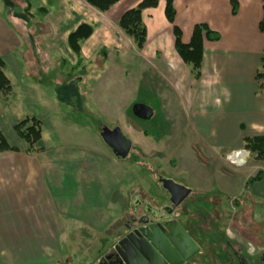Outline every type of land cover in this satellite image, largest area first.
Instances as JSON below:
<instances>
[{
	"label": "crops",
	"instance_id": "obj_1",
	"mask_svg": "<svg viewBox=\"0 0 264 264\" xmlns=\"http://www.w3.org/2000/svg\"><path fill=\"white\" fill-rule=\"evenodd\" d=\"M57 1L67 5V0ZM141 1L120 0L105 13L87 6L86 14L97 18V21H92L79 8L70 15L64 9H54L56 0H36L47 10L46 19H42L43 32L37 40L30 39L27 27L14 19L0 1V59L4 63L3 73L11 85V95L7 99L0 96V133L10 146L17 149V152L0 153V264H58L60 261L68 264L72 262L70 253L75 256L81 254L84 247L80 241L84 238L89 239L85 247L87 255L88 251L98 250L95 243L100 241L102 244L98 237L108 234L112 229H108L109 226L114 224L112 212H109L113 205L117 204L121 210L115 217V223L128 215L126 197L120 193L117 202L115 196H111L131 183L132 177L127 182L131 172H127L124 166L128 162L127 157L116 158L101 141L95 124L78 119L84 118L86 109L83 108L86 92L80 90L79 83L88 75L83 73L78 79L65 78L63 83V78L56 77L48 88L42 83L41 73L51 65L50 56L59 52L62 64L70 60V65L76 66L77 58L68 48L67 37L80 24L90 26L92 35L81 44L82 62L77 70L84 66L92 72L94 60L99 58L102 64L109 57L117 62L127 58L122 43L108 41L104 31L111 24L118 29L117 22L122 14ZM229 2L174 0L175 25L181 31L183 43L189 42L193 26L199 23L206 24L220 35L217 42L204 41L201 76L197 81L184 68L186 65L174 50L172 28L163 15V1L155 9L142 12V21L147 29L146 42L141 50L133 47L139 61L145 64L140 69V86L144 90L153 89L151 82H162L163 85L155 89L161 90L163 96L160 98H167L168 90L181 94V91L189 90L187 86L202 85V98H211L215 105L220 106L217 111L220 115L213 124H224L227 118L228 123L239 130L243 142L249 136L245 134L247 127L258 131L254 136H264V87L255 80L261 69L264 50V35L258 31L264 0H236L235 16L231 15ZM101 49L106 52L104 59L98 56ZM148 72L156 74L158 80L150 79ZM185 80L188 81L186 87ZM167 101L172 105L171 100ZM171 105H168L169 109ZM222 105L232 108L223 111L225 107ZM163 110L160 108V113ZM27 117L36 118L41 123V140L36 146L39 150L33 154L26 153L27 145L16 137L12 129L15 123ZM163 122H167L165 127L168 128L164 135L169 140L168 144L173 146L171 149L166 147V151L173 153L174 161L189 182L198 190L207 192L205 186L214 173L222 172L220 163L209 168L197 158L182 156L179 152L180 135L169 130L175 128L174 117L168 121L164 118ZM138 132L132 130L128 134L141 137L135 145H142L147 136L142 130ZM102 155L105 167L101 165ZM208 158L206 156V162L214 160V157ZM112 169L114 171L110 172ZM101 170L102 174L106 171L105 177L112 180L109 187H104L107 195L102 200L100 193L104 176ZM263 180L264 174L260 181L254 183L258 186L254 192L260 198H264ZM86 185L90 188L87 196ZM132 195H129V210L133 209ZM77 224L87 225L89 233H85L86 229L75 230ZM76 234L78 245L75 252L65 255L67 251H63V246L66 244L67 247L70 236ZM102 248L105 251L106 244Z\"/></svg>",
	"mask_w": 264,
	"mask_h": 264
},
{
	"label": "rangeland",
	"instance_id": "obj_2",
	"mask_svg": "<svg viewBox=\"0 0 264 264\" xmlns=\"http://www.w3.org/2000/svg\"><path fill=\"white\" fill-rule=\"evenodd\" d=\"M10 1L16 6V11L20 12L22 3L19 0ZM38 5L44 8L43 5ZM0 7H2L1 3ZM53 7L55 10L64 9L70 15L75 14L77 8L83 12L85 9L87 10V5L81 0H67V5L65 2L56 0ZM85 15L88 19L97 21V18L86 14V12ZM39 16L32 21L39 22ZM45 19L46 17H44ZM30 23L31 21L27 20L29 27ZM109 26V29L104 31L106 38L112 43H122L126 48L127 58L117 62L108 56L109 58L104 64L99 58L94 60L91 66L92 72H89L86 66L84 69L79 68L72 71L74 66L70 65V60L66 59L67 63L62 64L58 56V54L61 55L59 52L50 56L51 65L41 75L43 85L50 88L49 85L54 82L56 77L63 78L61 79L63 83L65 78L78 79L79 76H83V73L87 74L88 77L85 81L83 79L79 83L80 90L83 93L86 92L84 95L86 103H83V108H86L83 114L84 118L79 117V121H90L89 123L95 124V129L98 131L102 126L108 129L118 127L122 135L130 141L131 149L127 156L128 162L123 165L127 168V172H131L127 179L128 182L132 177L131 183L118 189V193L111 194V196H115L117 202L121 195L126 197L125 205L128 215L131 212L129 210V195L135 191H138L141 197L153 206L159 207L164 202L166 203L164 197L166 192L158 184V177L169 178L191 190L183 204L186 217L183 216L179 221L198 244L200 252L186 264H241V262L243 264H264L262 261L264 255V198L256 196L254 191L258 188L257 184H246V181L253 178L257 172L262 171L264 174V161L255 159L253 155L243 149L244 144L239 130L233 128L227 118L224 124H213L214 119L220 115L217 112L220 106L215 105L211 98H202L204 92L202 85L189 87L187 83L190 78H188V81L185 80V87L187 86L186 89H189L187 92L183 90L179 94L168 90L167 98L165 96V98H160L163 96L161 90L155 89L163 85L162 82H156V84L151 82L153 89L144 90L140 86L142 82L140 69L145 67L144 62L139 61L135 55L131 41L114 24ZM184 68L189 71L187 66ZM148 77L158 80L156 74L151 72H148ZM37 78L39 79L40 76ZM260 84L263 86L262 82ZM241 86H243V90L246 89L244 82ZM167 99L172 101V105ZM136 103L144 104L152 109L153 116L150 120L141 121L132 117L130 108ZM168 105H171V109L168 108ZM221 107H225L223 111L232 108L228 109L226 105ZM160 108L164 109L161 113ZM168 111L174 115L172 116ZM215 112L217 113L214 114ZM173 117L175 128L169 130L180 135V154L197 158L203 162L202 165L206 164L209 168H213V164L219 163L220 168L222 167V172H215L205 186L206 188L204 187L208 189L207 192L198 190L189 182L187 176L178 168L176 160L174 161L173 153L165 149L166 147L171 149L173 146L168 144L169 140L164 135L168 128L165 127L167 122H163V120L167 118L168 121ZM212 117H214L213 120ZM132 130L138 134L140 130L146 133L147 137L142 145H135V143H139L141 137L129 135L128 133ZM257 132L248 127L245 130V134L250 137L257 135ZM235 152L245 153L243 164H233L229 159L230 155ZM206 156L210 159L214 157L212 163L206 162ZM100 161H102V167H105L106 162L103 155ZM215 169L219 170V168ZM109 171L112 172L114 169ZM105 173L106 171L102 174L101 170V175L104 176L101 183V200L107 195L104 187H109L112 181L110 177H105ZM261 189L263 188L261 187ZM89 190V186L86 185L85 196L88 195ZM87 210L88 205L86 206ZM120 211L117 204L109 210L112 212L114 224L109 226L108 229L111 227L112 229L108 234H101V237L100 234L98 235L99 240L102 239V244L96 240L95 244L99 247L98 250H91L90 253L88 251L87 255L85 247L89 239L84 238L80 241L81 247H84L81 248V254L75 256L70 253L69 259L72 262L68 264L99 263L100 257L105 253L102 245L106 244L108 247L113 243L116 239L113 235L114 231L123 232L122 226L128 215L115 223L117 220L115 217L120 215ZM87 227L82 224L74 226L75 230H79V232ZM85 233L88 234L89 231L86 229ZM78 234L71 235L68 246L66 247V244L63 246V251H67L64 252L65 255L72 251L75 252L76 245H78L76 239ZM60 262L58 264H62L64 261Z\"/></svg>",
	"mask_w": 264,
	"mask_h": 264
},
{
	"label": "trees",
	"instance_id": "obj_3",
	"mask_svg": "<svg viewBox=\"0 0 264 264\" xmlns=\"http://www.w3.org/2000/svg\"><path fill=\"white\" fill-rule=\"evenodd\" d=\"M3 5L10 11L14 19L21 21L29 30L28 36L31 40H37L41 30L44 27L42 19L47 14V10L39 6L34 0H19L22 3L21 11H16V6L10 0H0ZM84 4L99 13H105L120 0H81ZM160 1L164 2V19L171 26L174 38V50L181 62L189 68L190 75L194 80H199L201 76V64L203 58V43L217 42L220 35L210 30L204 24L199 23L193 26L190 40L187 44L182 42L180 29L175 25L176 10L174 0H142L134 8L127 10L122 14L117 22L120 32L131 41L137 50H141L146 42L147 29L142 21V12L146 9H155ZM231 15L237 14L238 4L236 0H230ZM19 7V5H18ZM40 16H39V15ZM36 16V17H35ZM40 17V21L32 20ZM27 20L31 21L30 27ZM258 31L264 35V3L262 5V17L258 24ZM92 35V28L87 24H80L67 37L69 50L77 58V64L72 69L76 70L81 65V44ZM106 52L101 49L98 56L105 58ZM84 66L81 67L83 69ZM4 63L0 59V96L7 99L11 95V85L3 73ZM255 80L262 82L264 87V50L261 56V69L255 75ZM13 132L20 140L27 145V154H33L39 149L36 148L41 140V123L36 118H24L13 125ZM100 132V131H99ZM243 149L248 151L257 160L264 161V136H251L243 139ZM17 152V149L10 146L5 137L0 133V153ZM263 172L257 174L246 181L247 185L254 184L262 179Z\"/></svg>",
	"mask_w": 264,
	"mask_h": 264
},
{
	"label": "water",
	"instance_id": "obj_4",
	"mask_svg": "<svg viewBox=\"0 0 264 264\" xmlns=\"http://www.w3.org/2000/svg\"><path fill=\"white\" fill-rule=\"evenodd\" d=\"M131 115L138 120L148 121L153 116L150 107L136 103L131 106ZM99 137L111 153L119 159L128 156L131 143L118 127L108 129L102 127ZM159 184L169 196L172 207H177L190 194L191 190L170 179L160 178ZM135 200L133 201V208ZM155 214L150 220L141 223L139 232L117 235L113 243L119 254V264H185L200 252V247L187 235L175 220H168L170 212L165 216ZM157 216V217H156ZM119 239H118V238Z\"/></svg>",
	"mask_w": 264,
	"mask_h": 264
},
{
	"label": "flooded vegetation",
	"instance_id": "obj_5",
	"mask_svg": "<svg viewBox=\"0 0 264 264\" xmlns=\"http://www.w3.org/2000/svg\"><path fill=\"white\" fill-rule=\"evenodd\" d=\"M160 178H162V177L159 176L158 179H160ZM165 179H167V178H165ZM158 181L159 180H157V182ZM158 184H159V182H158ZM132 197H133V201L135 200L134 205H136V206H135V208L131 209V213L128 215L126 221L123 223V226H122L123 227V232L114 231V233H113L114 236L121 235V234L122 235H124V234H130L131 233V237L134 239L135 236H136V234H138L137 232H139L140 227H142L141 223H144L145 221L150 220V218H152L154 216L156 210L159 212V215L158 216H163V217H165L170 212L171 216L168 217L167 219L168 220H175L181 226V223H180L179 220L181 218H183V216H185V210L183 209L184 208L183 207V204H184L185 200L187 199V197H186V199L182 203H180L175 208L172 207V205L170 204V202H169V196H168L167 193L164 194L166 203L164 202L159 207L153 206L149 201H147L145 198L141 197V195H140V193H138V191H135L133 193ZM191 220H192V218H191ZM182 229L194 241V239L190 235L189 231H187L183 227H182ZM133 233H136V234L134 236H132ZM115 244L116 243L110 244L107 247V249L105 250V253L103 254V256L100 257V260H99V263L98 264H119L120 263L119 254L117 253L116 250H114ZM262 261L264 262V255L262 256ZM241 264H243V263L241 262Z\"/></svg>",
	"mask_w": 264,
	"mask_h": 264
},
{
	"label": "bare ground",
	"instance_id": "obj_6",
	"mask_svg": "<svg viewBox=\"0 0 264 264\" xmlns=\"http://www.w3.org/2000/svg\"><path fill=\"white\" fill-rule=\"evenodd\" d=\"M245 153L242 152H235L230 155L229 159L232 161L233 164L241 165L243 164Z\"/></svg>",
	"mask_w": 264,
	"mask_h": 264
}]
</instances>
